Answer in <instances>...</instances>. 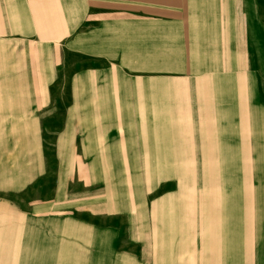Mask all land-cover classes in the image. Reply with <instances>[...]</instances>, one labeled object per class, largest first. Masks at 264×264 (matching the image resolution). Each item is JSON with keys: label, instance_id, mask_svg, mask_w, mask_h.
Returning <instances> with one entry per match:
<instances>
[{"label": "crops", "instance_id": "obj_1", "mask_svg": "<svg viewBox=\"0 0 264 264\" xmlns=\"http://www.w3.org/2000/svg\"><path fill=\"white\" fill-rule=\"evenodd\" d=\"M0 128L41 145L43 183L51 151L59 178L89 162L72 201L44 184L26 204L76 247L27 264L264 256V0H0ZM17 187L0 190L11 217Z\"/></svg>", "mask_w": 264, "mask_h": 264}, {"label": "rangeland", "instance_id": "obj_2", "mask_svg": "<svg viewBox=\"0 0 264 264\" xmlns=\"http://www.w3.org/2000/svg\"><path fill=\"white\" fill-rule=\"evenodd\" d=\"M25 131L26 130H24V134L20 136L19 130L0 128V190L10 189L13 183L18 185L17 191L14 192V201L17 202L18 207L17 216L11 217L9 214L6 215L4 213L5 210L0 209V264H27V258L20 256V254L24 253L22 252L24 249H33L36 253V251L42 249L53 251L56 249L67 250L75 248L76 246L73 240L74 234L70 232L65 233L62 238L57 239L58 236L51 234L49 239H44L45 236L42 232L41 215L27 217L26 210L27 207L31 210L32 207H37L41 204L44 184H50L46 197L49 196L51 202H57L58 197H62V200L65 201H72L75 198V193L73 194L75 186L79 189L81 186L80 184H82V191L84 192L85 190H88V188L85 189V187L91 185V177L89 176L88 169L89 162H78V166L75 169L72 168L73 162H69L68 164V162L63 161L68 164V171L59 178L58 176L60 172H58V160L53 159V156L55 155L52 154V151L49 160L50 176L47 177L49 183H47L46 180H44L43 183L41 173V145L35 144L34 152L32 153L31 148L33 147V144L31 143V139L29 140V145L26 144L27 140L25 137ZM21 140H23L22 144H19ZM18 148H20L22 152L17 153ZM27 150L31 155L26 154ZM18 157H20L21 160L16 162V158ZM63 162H60V167ZM80 165L81 170L79 169ZM17 180H19V182ZM62 188L67 192L61 193L60 191ZM1 193L0 196H7V200H10V193ZM77 194L79 195L81 193L77 192ZM78 195H76V197ZM253 196L254 194L249 192V187H247L243 190L242 201L245 202L252 200L254 199ZM256 196L257 193H255V199H257ZM26 204L29 205L26 207ZM40 212L41 211H37L34 213L36 214ZM55 213H57L56 209ZM62 215L65 216V211L62 212ZM56 221V219L54 221L50 220L49 227L51 232L58 226ZM248 223H251V221L243 219V228H246L244 233L247 235L251 233V228ZM71 224L73 223L71 222ZM71 227L72 226L70 225L67 226V228ZM82 243L83 247H86V244H88L85 242ZM242 247L247 250H251L250 248H252L248 242L246 245L245 241H243ZM262 248H264V242H258V249ZM16 254H18V256H16ZM33 259L37 260L41 259V257H34ZM33 264L38 263L34 262ZM242 264H264V256H243Z\"/></svg>", "mask_w": 264, "mask_h": 264}]
</instances>
